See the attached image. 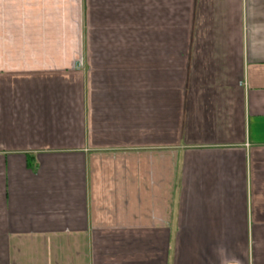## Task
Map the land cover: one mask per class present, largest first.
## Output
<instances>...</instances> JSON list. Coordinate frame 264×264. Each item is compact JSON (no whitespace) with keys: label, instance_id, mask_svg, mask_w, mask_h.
Returning <instances> with one entry per match:
<instances>
[{"label":"crops","instance_id":"0c3cea01","mask_svg":"<svg viewBox=\"0 0 264 264\" xmlns=\"http://www.w3.org/2000/svg\"><path fill=\"white\" fill-rule=\"evenodd\" d=\"M0 264H264V0H0Z\"/></svg>","mask_w":264,"mask_h":264}]
</instances>
